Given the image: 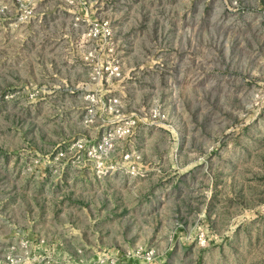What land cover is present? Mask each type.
Segmentation results:
<instances>
[{"label":"rangeland","instance_id":"obj_1","mask_svg":"<svg viewBox=\"0 0 264 264\" xmlns=\"http://www.w3.org/2000/svg\"><path fill=\"white\" fill-rule=\"evenodd\" d=\"M3 5L0 264H264V0ZM130 116L97 176L72 145Z\"/></svg>","mask_w":264,"mask_h":264},{"label":"built area","instance_id":"obj_2","mask_svg":"<svg viewBox=\"0 0 264 264\" xmlns=\"http://www.w3.org/2000/svg\"><path fill=\"white\" fill-rule=\"evenodd\" d=\"M13 5L15 16L18 20H25L30 18V15L33 10V6L35 0H9ZM80 1V0H79ZM85 2L87 0H84ZM67 6L72 7L76 0H64ZM5 6L0 7V12L5 10ZM77 20V18H74ZM109 27L105 22L99 23H90L89 28L87 29L86 37L89 39L91 38H98L101 37L103 42H106L109 37ZM90 52H86L83 57V60L87 61L90 58ZM106 70L110 76H117L118 75V66L116 64H108ZM101 106H106L110 112H117L119 108V102L113 96L105 95L102 98H98L96 101ZM152 119H160L159 112L153 110ZM136 120L134 118L126 117L119 119V122L110 127L109 129L105 130L101 137L93 142L90 143L88 140H80L72 145V148L76 145L77 150L83 152V156L89 161L91 169L97 174V176H103L106 173H113L124 166V171L126 174L133 175L134 174V166L131 161H129L130 157L134 155L131 153L130 155L124 154L122 156L121 164L118 165L116 162L113 164H105V156L108 153L112 144L116 141H123L125 138L131 136L133 133V129L135 127ZM61 156V154H59ZM134 159H137V156H133Z\"/></svg>","mask_w":264,"mask_h":264}]
</instances>
